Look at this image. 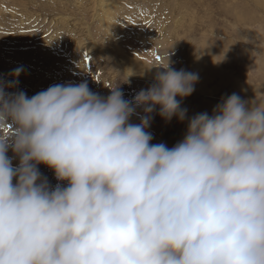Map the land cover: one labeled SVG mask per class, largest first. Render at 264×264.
I'll return each instance as SVG.
<instances>
[{"label": "clouds", "instance_id": "obj_1", "mask_svg": "<svg viewBox=\"0 0 264 264\" xmlns=\"http://www.w3.org/2000/svg\"><path fill=\"white\" fill-rule=\"evenodd\" d=\"M153 66L130 100L119 82L29 97L0 81V264H264V100L232 93L189 118L177 97L199 75L169 53ZM156 106L187 118L172 147L151 143Z\"/></svg>", "mask_w": 264, "mask_h": 264}, {"label": "rangeland", "instance_id": "obj_2", "mask_svg": "<svg viewBox=\"0 0 264 264\" xmlns=\"http://www.w3.org/2000/svg\"><path fill=\"white\" fill-rule=\"evenodd\" d=\"M0 14V81H18L9 91L31 97L53 84L86 81L106 97L108 85L119 82L130 100L153 83L163 70L153 65L167 63L169 53L171 67L199 75L194 92L177 97L189 118L211 115L232 93L264 100V0H0ZM158 109L147 129L151 143L172 147L187 118L165 121ZM38 168L58 183L52 169Z\"/></svg>", "mask_w": 264, "mask_h": 264}, {"label": "bare ground", "instance_id": "obj_3", "mask_svg": "<svg viewBox=\"0 0 264 264\" xmlns=\"http://www.w3.org/2000/svg\"><path fill=\"white\" fill-rule=\"evenodd\" d=\"M17 2V1H16ZM19 2V1H18ZM100 2H101V0H100ZM20 3V2H19ZM24 5V4H23ZM13 8V7H12ZM97 9V8H96ZM6 12V11H5ZM16 12V11H15ZM19 12V11H18ZM11 14H13V13H11ZM1 15V14H0ZM11 16V15H10ZM15 16V15H14ZM14 16H13V18H14ZM2 21H3V19H2ZM1 23V22H0ZM18 28V27H17ZM24 29V28H23ZM24 48V47H23ZM23 65V64H22ZM157 73V72H156ZM153 74H155V73H153Z\"/></svg>", "mask_w": 264, "mask_h": 264}, {"label": "snow or ice", "instance_id": "obj_4", "mask_svg": "<svg viewBox=\"0 0 264 264\" xmlns=\"http://www.w3.org/2000/svg\"><path fill=\"white\" fill-rule=\"evenodd\" d=\"M85 59L89 60L90 58L88 57L87 53H85ZM157 59H159V57H157Z\"/></svg>", "mask_w": 264, "mask_h": 264}]
</instances>
